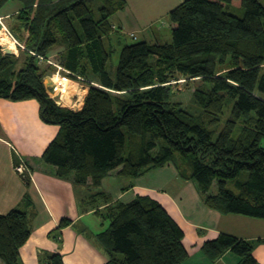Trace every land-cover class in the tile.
<instances>
[{
    "label": "trees",
    "instance_id": "1",
    "mask_svg": "<svg viewBox=\"0 0 264 264\" xmlns=\"http://www.w3.org/2000/svg\"><path fill=\"white\" fill-rule=\"evenodd\" d=\"M11 1H19L21 8L6 18L2 12ZM127 4L0 0V18L25 46L21 52L26 56L22 61L0 46V98L36 100L43 122L61 128L43 156L59 179L99 188L115 171L137 179L173 164L181 177L197 183L210 209L264 220V3L186 0L170 12L172 42L125 45L113 75L108 70L113 52L105 39L114 30L112 18ZM231 6L243 9L244 16ZM49 61L88 88L80 110L50 96L42 66ZM182 77L201 82L193 93L194 103L204 110L199 115L175 99L173 83ZM228 107L231 117L214 140L212 129ZM23 179L31 184V177ZM216 182L218 190L212 193ZM23 205L0 215V264H22L21 250L31 238L35 216L27 211L34 207L28 193ZM97 213L110 223L97 235L106 264L188 260L184 229L155 199L114 203ZM68 225L64 220L61 228ZM261 242L221 233L202 250L212 262L232 252L238 264H260L255 250ZM49 259L64 263L61 255Z\"/></svg>",
    "mask_w": 264,
    "mask_h": 264
},
{
    "label": "crops",
    "instance_id": "2",
    "mask_svg": "<svg viewBox=\"0 0 264 264\" xmlns=\"http://www.w3.org/2000/svg\"><path fill=\"white\" fill-rule=\"evenodd\" d=\"M173 8L163 7L169 13ZM19 10L3 16L8 18ZM112 23L114 30L107 37L109 39L112 35H121L124 29L122 20L117 24L112 18ZM116 41L121 44V37ZM153 41L156 42L147 40L160 43L158 34ZM50 62L53 61L47 64ZM49 65L58 68L55 63ZM81 86L83 104L80 108L84 106L88 93V88ZM60 130L57 125L43 122L36 100L14 102L0 98V215L16 208L25 209L23 200L27 193L34 205L27 210L35 216L31 238L21 250L22 264H51L49 257L54 255H61L64 264H106L107 254L97 240L101 232L93 230L90 222L104 225L109 221H104L97 211L104 212L114 203L129 204L139 197H150L160 202L184 229L189 258L183 264H238L239 258L232 252L217 262H212L204 254V244L221 233L254 242L264 240V220L225 215L210 209L197 183L181 177L173 164L137 179L121 178L115 171L103 180L99 188L91 184L76 186L71 181L57 178L56 167L46 164L43 156ZM19 156L32 169V180L28 186L15 171ZM98 193L105 196H97ZM64 220H68L69 225L61 228ZM78 224L81 227L77 230ZM255 257L264 264V242L257 245Z\"/></svg>",
    "mask_w": 264,
    "mask_h": 264
},
{
    "label": "rangeland",
    "instance_id": "3",
    "mask_svg": "<svg viewBox=\"0 0 264 264\" xmlns=\"http://www.w3.org/2000/svg\"><path fill=\"white\" fill-rule=\"evenodd\" d=\"M186 0H127V8L126 10L119 12L117 15L113 17V21L117 24L118 21L122 20L124 25L123 26V32L121 35H112L111 39L107 38L105 40L106 47L109 49H112V60L109 63L108 70L115 75L119 66L122 50L125 45H131L140 43L143 41H150V42H156L153 41L156 34H158V42L160 43H167L172 42V28H171V18L169 11H165L163 7H176L183 3ZM264 3V0H261ZM233 7V10H236L237 7ZM21 8V3L19 1H11L9 2L5 8L3 9L2 14L7 12H12L15 9ZM238 11L241 13H238L240 16H244V10L237 8ZM5 24V23H4ZM6 25V24H5ZM6 32V31H5ZM134 33L137 37L136 39L131 36V34ZM121 37L122 42L119 44L116 39ZM4 40H10V38L6 35V33L0 38ZM112 40V43H111ZM11 41V40H10ZM22 44V43H21ZM3 45V44H2ZM23 47H18V52L15 54L19 59L22 61H26V56L24 53L21 52V50L25 49V46L22 44ZM43 70L45 71L44 74L46 76H53L55 74H58L59 70L55 72L56 68L54 66L50 68L51 66L47 63H44ZM64 70H61V73H63ZM63 75V74H61ZM70 83V84H69ZM68 91L64 93L63 96V102H61V105L63 107H68L71 109H75L74 102L76 101L74 93H76V96L79 94L82 95L81 90L83 89L81 85H83L80 81L75 80H69L68 81ZM174 90H175V99L177 101H180L183 103L185 107L191 108V112L196 113L197 115L201 114L204 110L197 106L194 103L193 100V93L196 89V86L200 85V81H190L189 79H183V77L175 81L174 83ZM86 87H84L85 89ZM72 98H75L74 101ZM59 98H57L58 100ZM232 108L228 107L225 109L224 116L222 118V121L220 124L212 129L214 131V140H216L219 136V134L222 132L223 128L225 127L227 121L231 117ZM262 146H264V139L262 141ZM218 190V184L217 182L213 186L212 193H216ZM98 221V220H97ZM100 221V220H99ZM91 223V228L93 230H98V232H103L109 228V222L103 223L104 225L100 226L101 222H97L96 225L93 222ZM81 227V224H78V227L76 229L78 230ZM1 264H3L1 262Z\"/></svg>",
    "mask_w": 264,
    "mask_h": 264
},
{
    "label": "built area",
    "instance_id": "4",
    "mask_svg": "<svg viewBox=\"0 0 264 264\" xmlns=\"http://www.w3.org/2000/svg\"><path fill=\"white\" fill-rule=\"evenodd\" d=\"M0 23L2 24V26H3V29H4V34L6 33V35L11 39V41L16 45V46H18V47H23L22 46V44L15 38V36L12 34V32L9 30V28L4 24V21H3V19L2 18H0ZM6 31V32H5ZM133 37H135V35H133ZM135 38H137V37H135ZM0 46H1V48H2V50L5 48V46L4 45H2L1 43H0ZM4 52V51H3ZM5 53V52H4ZM49 64H52V65H54V63L53 62H50ZM58 68H59V72H58V74H55V75H53V76H51L52 77V79H55V77L57 76V77H59V79H61V80H72V79H70V78H68V77H66V76H64V75H61V74H63V73H61V70H64L62 67H60V66H58ZM54 81V80H53ZM55 82V81H54ZM61 87H62V85H61V83H56L55 82V86H54V88L53 89H51L50 91H49V94H50V96L54 99V100H56L57 101V103L58 104H60L61 105V102H63V101H61V100H63L62 98H63V96H64V93L65 92H67L68 91V87L67 88H64V89H61ZM73 96H75V98H72V100L74 101V99L76 100L73 104H74V107H75V109L76 110H80L81 108H80V106L83 104V99H82V95L80 96L79 94L76 96V93H74V95ZM57 98H59L58 100H57ZM62 106V105H61ZM80 108V109H79ZM15 171L19 174V175H21V177H31V179H32V175H33V173H32V171H31V169H30V167H29V165H28V163L21 157V156H19V163L15 166Z\"/></svg>",
    "mask_w": 264,
    "mask_h": 264
},
{
    "label": "bare ground",
    "instance_id": "5",
    "mask_svg": "<svg viewBox=\"0 0 264 264\" xmlns=\"http://www.w3.org/2000/svg\"><path fill=\"white\" fill-rule=\"evenodd\" d=\"M11 40V39H10ZM10 40H4V39H1L0 40V43L1 44H3L6 48H8V49H10V50H12L13 52H15V53H17L18 52V50H17V46L12 42V41H10ZM5 54V53H4ZM55 63V62H54ZM67 77V76H66ZM54 81L56 82V83H61V85H62V87H61V89H64V88H67L68 87V85L70 84H68V80H61V79H59V77H55V79H54ZM76 81V80H75ZM49 90V89H48ZM50 91V90H49ZM85 98V97H84ZM66 107V106H65ZM81 107V106H80ZM72 108V107H71ZM64 264V263H63Z\"/></svg>",
    "mask_w": 264,
    "mask_h": 264
},
{
    "label": "water",
    "instance_id": "6",
    "mask_svg": "<svg viewBox=\"0 0 264 264\" xmlns=\"http://www.w3.org/2000/svg\"><path fill=\"white\" fill-rule=\"evenodd\" d=\"M3 51H4L6 54H8V55H14V54H16L15 52H13L12 50H10V49H8V48H6V47L3 49ZM45 84H46V86H47V88H48L49 90L53 89L54 86H55V83H54V81L52 80L51 77H46V78H45Z\"/></svg>",
    "mask_w": 264,
    "mask_h": 264
}]
</instances>
